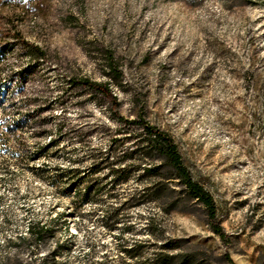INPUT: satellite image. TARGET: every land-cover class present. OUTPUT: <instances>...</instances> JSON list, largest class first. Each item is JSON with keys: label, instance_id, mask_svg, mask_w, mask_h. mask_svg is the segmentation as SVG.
Instances as JSON below:
<instances>
[{"label": "rangeland", "instance_id": "1", "mask_svg": "<svg viewBox=\"0 0 264 264\" xmlns=\"http://www.w3.org/2000/svg\"><path fill=\"white\" fill-rule=\"evenodd\" d=\"M106 51L119 110L70 84L106 82ZM0 63V264H264V0H0ZM132 97L212 195L225 241L177 180L141 158L125 182L102 165Z\"/></svg>", "mask_w": 264, "mask_h": 264}, {"label": "trees", "instance_id": "2", "mask_svg": "<svg viewBox=\"0 0 264 264\" xmlns=\"http://www.w3.org/2000/svg\"><path fill=\"white\" fill-rule=\"evenodd\" d=\"M192 1L185 0V2ZM27 52L31 60L40 61L45 58V53L38 47L30 46ZM104 61L106 63V70L104 71L106 82L99 83L88 79H71L70 84L75 88L89 91L91 94L109 102L112 107L119 110L121 101L118 95L113 93L112 85L122 90L125 94H128V91L124 87L125 75L113 52L106 51ZM2 90V87H0V97ZM132 102L135 106L140 107L137 118L135 120H127L121 116L119 111L116 112L115 116L118 122L128 124L132 127L127 131H120L110 139L112 156L106 159L102 165L105 166L112 176L125 182L128 181L131 167L138 166L141 158V160L146 161L145 167L141 169L146 177L153 180L164 177L177 180L184 188L183 192L185 197L191 201L199 202L207 210L213 232L221 240L225 241L226 235L218 222L217 207L212 195L201 183L193 178L183 161L174 139L166 131L153 125L145 118V107L141 100L138 97H132ZM132 137L135 143L132 147H127L125 138L129 139ZM159 192L167 194L169 199H173L175 193L166 186H157L151 193L154 201L158 202L160 200L158 196ZM30 231L35 240L40 244L49 235L48 229L41 225L33 226ZM172 260L173 257H168L164 259V262L168 264Z\"/></svg>", "mask_w": 264, "mask_h": 264}]
</instances>
